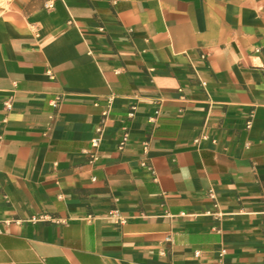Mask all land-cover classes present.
<instances>
[{
    "label": "crops",
    "instance_id": "crops-1",
    "mask_svg": "<svg viewBox=\"0 0 264 264\" xmlns=\"http://www.w3.org/2000/svg\"><path fill=\"white\" fill-rule=\"evenodd\" d=\"M0 264H264V0H0Z\"/></svg>",
    "mask_w": 264,
    "mask_h": 264
},
{
    "label": "built area",
    "instance_id": "built-area-1",
    "mask_svg": "<svg viewBox=\"0 0 264 264\" xmlns=\"http://www.w3.org/2000/svg\"><path fill=\"white\" fill-rule=\"evenodd\" d=\"M53 6H54V4L52 2L47 4V7H49V8L53 7ZM11 107H12L11 103L7 102L6 108L10 109ZM110 114H111V99L109 101L107 108L102 112V116H101L99 123L95 127V135L91 139V147L86 150V152L89 154V161L91 163H95L99 159L98 150H99V147H100V144H101V141L103 138V133L105 131V127H106L107 122L109 120ZM248 125H250V122L248 123ZM205 138H206V136H203L202 138L195 139V144L200 145L202 140ZM127 140H128V134H126L123 137V139L120 143V146L123 147L126 144ZM113 216L119 220H123L121 217H119L117 211L113 212ZM224 254H225V250L222 249L220 251V256H223ZM196 255H199V252H196Z\"/></svg>",
    "mask_w": 264,
    "mask_h": 264
}]
</instances>
